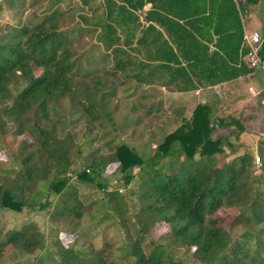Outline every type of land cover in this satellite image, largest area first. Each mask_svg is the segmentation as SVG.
Returning <instances> with one entry per match:
<instances>
[{
	"label": "trees",
	"instance_id": "obj_1",
	"mask_svg": "<svg viewBox=\"0 0 264 264\" xmlns=\"http://www.w3.org/2000/svg\"><path fill=\"white\" fill-rule=\"evenodd\" d=\"M75 1L81 11L89 10V14H76V33L94 35L93 46L102 49L96 61L110 60L103 75L122 78L120 84L133 82L123 88L127 98L135 93L140 99L152 97L135 92L143 85L186 92L254 72L244 61L242 22L248 8L260 0ZM60 2L51 0L40 20L6 27L0 36V135L25 132L30 138L13 152L15 176L0 182V209H43L60 196L67 203L64 211L79 218L80 204L73 198L75 189L68 185L74 174L78 182L92 183L100 191V220L116 217L114 223L125 232V244L111 259L114 255L103 249L74 247L73 238L58 251L47 249L46 255L57 257L58 264H183L171 250L172 243L190 251L191 264H264V228L252 229L264 222V162L253 169L252 151L244 144L231 160H221L224 146L236 151L228 137L233 135L237 141L245 129L240 115L219 116L213 102L197 103L189 118L173 126L147 153L119 142L109 156L87 155L83 168L71 169V142L48 130V106L68 96L85 115L92 119L103 115L111 122L105 105L114 97L115 86H106L96 72L93 76L85 70L82 77L88 79H75L84 53L75 55L74 32L60 27L66 15L56 7ZM261 37L259 56L264 59V30ZM156 103L155 109H160L162 102ZM144 109L149 113L151 105ZM7 123L15 128L11 124L8 130ZM112 129L116 130L113 122ZM217 129L229 131L213 136ZM258 153L262 155L260 149ZM106 162H117L125 186L122 191L117 185L109 188L108 179L101 177ZM125 195L135 198L132 216H126ZM221 209H237V222L252 220L253 227L232 239L214 216ZM157 223L167 226L166 236L144 242ZM30 228L24 225L7 231L0 239V252L30 254L36 244L43 246L40 235Z\"/></svg>",
	"mask_w": 264,
	"mask_h": 264
},
{
	"label": "rangeland",
	"instance_id": "obj_2",
	"mask_svg": "<svg viewBox=\"0 0 264 264\" xmlns=\"http://www.w3.org/2000/svg\"><path fill=\"white\" fill-rule=\"evenodd\" d=\"M50 1L16 0L14 4H10L6 0H0V36L4 34L6 27L14 26L17 23L29 25V22L35 23L40 20ZM78 6L75 0H63V2L56 4L59 10H65L64 14L66 13L65 17L60 20V24L62 23L60 27L63 29L67 28V30L72 29L71 31L74 32L71 43L75 55L79 56L84 53L80 59V74L75 79L80 80L83 78L84 70L92 75L96 72L103 79L106 86L110 85V83L115 86V95L114 97H109L105 105V111L109 113L111 122L105 119L103 115L98 117V119H92L85 115L82 108L74 101H71L68 96H63L58 102L48 106V116L45 124L48 130L52 128L53 135L57 138L70 140L69 157L72 161L71 169L76 172L84 167L87 155L89 157L91 154L107 157L113 152L114 145L119 142L128 144L141 154L147 153L149 146L154 147L157 145L173 126L180 123L183 118H189L197 104V101L193 100L189 95L184 96L173 93L172 89H164L154 85L150 87L141 86L135 91L152 95L150 98L140 99L136 93L131 97H125L128 92H123V88L127 85L130 86L133 82L127 80L128 82L125 81L120 84L119 82L122 78L108 76L107 78L103 75L102 70L110 66V60L96 61L99 60L102 49L99 45L93 46L96 44L94 43L96 42L94 35L86 32L82 34L76 33V14L84 12L89 14L88 9L84 8L81 11ZM255 9L259 13L261 11L264 12V0L257 2ZM257 21L258 17L251 14V19L246 23L247 31L254 29L260 33V28L256 24ZM84 79H88V77L86 76ZM215 95L217 99L213 95V97H208L210 101L214 98L215 113L219 116L234 115L237 117L240 115L243 118V123H246L242 133H248L242 136H240L242 134L240 133L237 141L234 140L233 135H229L228 140L236 147V151L232 152L227 146H224V157L221 160L225 162L231 160L240 152V146L244 144L252 151L253 169L258 168L261 162H264V143H262L264 142V125H259L261 124L260 120L264 122V117L261 118L264 114V104L260 103L258 97V105L255 99L247 98L245 92L241 90L240 92L225 90L221 94L220 89L215 92ZM202 96L199 99H204ZM241 98L246 99H243L240 103ZM95 100H97V97H95ZM152 100L154 103L151 104ZM157 101L162 102L160 109H155L159 107V104L156 103ZM132 104L134 105L132 107L133 110L128 112ZM149 105H151V111L145 113L144 108ZM248 105L253 106L254 110L256 109L254 111L256 114L254 112L251 114L253 109H250ZM257 111L262 113L258 112L257 114ZM247 116H249L248 118L253 124L259 121L256 123L258 125H254L255 127L250 125ZM112 122L116 130L112 129ZM11 124L15 128V125ZM11 124L7 123L8 130ZM219 129L213 136L217 132L224 135L228 134L229 129ZM22 141L25 144L30 141L29 136L25 132L18 136L7 134L5 138L0 135V182L4 178L8 179L15 176L12 171L15 166L12 155ZM77 148L80 150L78 153ZM259 149L262 151V155L258 153ZM255 156L259 158L258 163H254ZM165 171L169 173L170 168ZM132 172L137 174V169L134 168ZM119 176L120 172L118 171L117 162H106L102 166L101 177L108 179L109 188L117 185L121 191L123 190L125 186L121 184ZM68 185L75 189L73 198L80 204L78 210L81 212V216L79 218L75 217L73 213L64 211L66 201L60 199V196H54L43 209L22 207L19 212L0 209V239L9 230H17L24 225H29L31 231L34 230L40 235V239H42L44 244L43 246L36 244L35 249L30 254L19 250L16 251L14 256L11 253H6V251L0 252V264H31L30 262H33V264H58L57 257L54 259L46 255L47 249L58 251L63 246L70 244L73 238L74 243L72 244L74 247H87V249L93 251L103 249L106 254L112 253L115 256H111V259H115L120 254V247L125 244V232L123 233L120 226L114 223L117 219L116 217L100 220L103 213V208L98 204L101 196L100 191L92 183L78 182L74 174L70 175ZM124 198L126 216H132L133 206L131 203L135 202V198L128 195H125ZM236 214L237 209H221L214 214L217 224L223 226L232 239L239 237L247 228L253 227L252 220L244 224L238 223L235 217ZM126 224L129 234L134 236L131 225L129 222H126ZM166 228V225L157 223L148 230L147 238L145 237L144 242L147 240H160V236H166L163 235ZM260 228H264V222L255 225L252 229L258 232ZM73 234H75V237ZM261 236H264V231L261 232ZM170 248L176 258H182L185 261L183 264H191L190 251H187L182 244L172 243ZM143 249L146 252L145 246Z\"/></svg>",
	"mask_w": 264,
	"mask_h": 264
},
{
	"label": "crops",
	"instance_id": "obj_3",
	"mask_svg": "<svg viewBox=\"0 0 264 264\" xmlns=\"http://www.w3.org/2000/svg\"><path fill=\"white\" fill-rule=\"evenodd\" d=\"M255 5L256 4L251 5L248 8L247 12L244 14L243 22H242V36H243V32L244 31H247V29H246V23L251 19V14L253 16H255V17H258V21L256 22V24H257V27L260 28L259 29L261 31L260 33H262V31L264 30V12H262V11L260 13L257 12L256 9H255ZM149 6H150L149 4L145 5L144 6V10L148 9ZM209 47L212 49L213 48L212 47V44ZM244 61L246 62L245 57H244ZM154 62H156V61H154ZM263 87H264V73L261 72V71H259V70H254L253 73L248 74V75H245V76H242V77H238V78H236V79H234L232 81L222 82V83H219V84H216V85H213V86H205V87H199L198 86L196 89L191 90V91H186V92H177V91H174L173 93H178V94H181V95H184V96L185 95H189L190 97H192L193 100L197 101V103H204V102L211 103V102H213V104H215L214 98L212 99V101H210L208 99V97L209 96L210 97L215 96V98L217 99V96L215 95V92L217 90H220L221 89V94L225 90L226 91L227 90L228 91L233 90V92H240V90H241L242 92H245L247 98H253V99H255L258 102V97L260 98V96L262 95V92L260 93V91L262 90ZM162 88H164V87H162ZM164 89H171V88H164ZM254 93H256V94H254ZM201 96L204 99H206V97H207V99L206 100L199 99V97H201ZM243 99H246V98H243ZM243 99L241 98L240 103H241V101ZM248 107L250 109L251 108L253 109L251 111V114H253V112L256 109L254 110L253 106H251V105H248ZM258 112H261V111H257V114H258ZM248 117L249 116H247V118ZM263 117H264V114H263V116L261 118H263ZM248 120H249L248 122H250V125H253V126L254 125H258L256 123L259 122V121H257L256 123L253 124V122H251L250 118H248ZM260 123L261 124H259V125H262V126L264 125V122H261V120H260ZM243 124L245 125L246 123H243ZM248 127H249V124H248ZM243 134L246 135L248 133L243 132L240 136H242Z\"/></svg>",
	"mask_w": 264,
	"mask_h": 264
},
{
	"label": "built area",
	"instance_id": "obj_4",
	"mask_svg": "<svg viewBox=\"0 0 264 264\" xmlns=\"http://www.w3.org/2000/svg\"><path fill=\"white\" fill-rule=\"evenodd\" d=\"M262 37L259 31L250 30L244 31L242 36V45L246 48L245 60L248 65L254 70H259L264 73V59L259 56L260 44ZM262 95L259 100L260 103L264 104V87L260 91ZM256 94V93H254ZM258 156L254 157V163H258Z\"/></svg>",
	"mask_w": 264,
	"mask_h": 264
}]
</instances>
